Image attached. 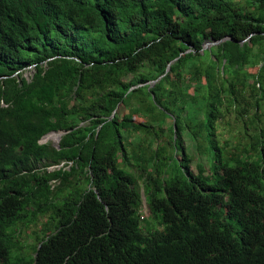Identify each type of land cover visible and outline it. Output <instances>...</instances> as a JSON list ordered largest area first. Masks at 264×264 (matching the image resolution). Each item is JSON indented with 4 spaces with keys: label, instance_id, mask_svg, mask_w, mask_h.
Returning <instances> with one entry per match:
<instances>
[{
    "label": "trees",
    "instance_id": "obj_1",
    "mask_svg": "<svg viewBox=\"0 0 264 264\" xmlns=\"http://www.w3.org/2000/svg\"><path fill=\"white\" fill-rule=\"evenodd\" d=\"M261 263L264 0H0V264Z\"/></svg>",
    "mask_w": 264,
    "mask_h": 264
},
{
    "label": "rangeland",
    "instance_id": "obj_2",
    "mask_svg": "<svg viewBox=\"0 0 264 264\" xmlns=\"http://www.w3.org/2000/svg\"><path fill=\"white\" fill-rule=\"evenodd\" d=\"M29 72H30V70L27 69V72H25V75L26 76H29ZM220 128L221 129H226L225 127H220ZM56 132H59V131H52V132L46 133L45 135H43L41 137V139L39 141L41 143H50V144H52L54 146L58 145V142H59L60 134L61 133L60 132L59 133H56ZM142 213L144 215H147L148 214V207H147L146 203H143ZM27 231H29V230H25L24 232H27ZM27 235H30V234H24L23 236H27Z\"/></svg>",
    "mask_w": 264,
    "mask_h": 264
},
{
    "label": "water",
    "instance_id": "obj_3",
    "mask_svg": "<svg viewBox=\"0 0 264 264\" xmlns=\"http://www.w3.org/2000/svg\"><path fill=\"white\" fill-rule=\"evenodd\" d=\"M226 38H231L230 36H226L225 38H223V39H226ZM217 42H219V40H215V41H211V40H207V41H205L204 43H203V48H207V47H209L210 45H212V44H215V43H217ZM155 80H153L152 82H154ZM52 131H59L61 134H60V137H61V135L65 132V131H63V130H52ZM52 131H50V132H52ZM49 133V132H48ZM143 196V195H142ZM143 199H145L144 198V196H143Z\"/></svg>",
    "mask_w": 264,
    "mask_h": 264
},
{
    "label": "clouds",
    "instance_id": "obj_4",
    "mask_svg": "<svg viewBox=\"0 0 264 264\" xmlns=\"http://www.w3.org/2000/svg\"><path fill=\"white\" fill-rule=\"evenodd\" d=\"M143 203H145V200H143ZM261 264H264V263H261Z\"/></svg>",
    "mask_w": 264,
    "mask_h": 264
},
{
    "label": "bare ground",
    "instance_id": "obj_5",
    "mask_svg": "<svg viewBox=\"0 0 264 264\" xmlns=\"http://www.w3.org/2000/svg\"><path fill=\"white\" fill-rule=\"evenodd\" d=\"M56 133H59V132H56ZM58 136V135H57Z\"/></svg>",
    "mask_w": 264,
    "mask_h": 264
}]
</instances>
